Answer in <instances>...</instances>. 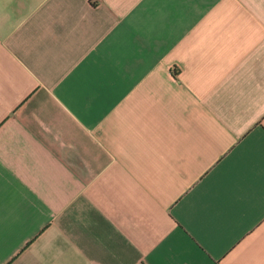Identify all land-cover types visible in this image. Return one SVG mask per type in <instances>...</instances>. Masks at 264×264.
<instances>
[{
	"label": "crops",
	"instance_id": "1",
	"mask_svg": "<svg viewBox=\"0 0 264 264\" xmlns=\"http://www.w3.org/2000/svg\"><path fill=\"white\" fill-rule=\"evenodd\" d=\"M0 264H264V0H0Z\"/></svg>",
	"mask_w": 264,
	"mask_h": 264
}]
</instances>
